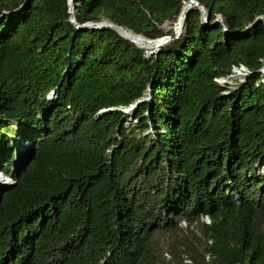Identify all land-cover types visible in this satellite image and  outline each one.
I'll use <instances>...</instances> for the list:
<instances>
[{
    "label": "trees",
    "instance_id": "1",
    "mask_svg": "<svg viewBox=\"0 0 264 264\" xmlns=\"http://www.w3.org/2000/svg\"><path fill=\"white\" fill-rule=\"evenodd\" d=\"M184 1L74 19L155 39ZM198 1L146 55L67 0H0V264H264V0Z\"/></svg>",
    "mask_w": 264,
    "mask_h": 264
},
{
    "label": "water",
    "instance_id": "2",
    "mask_svg": "<svg viewBox=\"0 0 264 264\" xmlns=\"http://www.w3.org/2000/svg\"><path fill=\"white\" fill-rule=\"evenodd\" d=\"M67 3H68V13H69V21L71 22L72 25H74V27L77 29V28H91V29H101V28H108V29H111V30H114L115 32H117L120 36H122L123 38L127 39L128 41L134 43V41H132V39H129L123 35H121L120 33V30H126V31H130L132 32L130 29L124 27V26H120V25H117V24H114L113 22L109 21V20H101V21H98V22H86V23H83V24H78L75 19H74V10H75V5L73 3V0H67ZM194 5L199 12L201 14V18L204 22H207L208 19H209V12L205 9V7L203 5H201L199 3L198 0H194ZM259 20H262L263 23H264V17L263 16H258L256 17L253 22H251L246 28L249 29L251 28L256 22H258ZM213 23H220L221 25L224 26V22H223V19L221 16L219 17H216L214 20H213ZM133 33V32H132ZM134 35H137V36H141L143 37L144 39H146L147 41H152V42H155L157 45H163V44H166L167 42H169L170 40H173L175 38L178 37V35L180 34L178 31H173V36H170V35H163L161 37H158V38H155V39H149V38H146L144 37L143 35L141 34H135L133 33ZM136 46H138L136 43H134ZM139 47V46H138ZM158 49V48H157ZM157 49L153 50V51H148V54H151V53H155L157 51ZM143 100H145V97L143 98H140L139 100H137L134 104L130 105L129 107L127 108H124L123 110H129V109H132V107L137 104V103H140L142 102ZM1 186V185H0Z\"/></svg>",
    "mask_w": 264,
    "mask_h": 264
},
{
    "label": "bare ground",
    "instance_id": "3",
    "mask_svg": "<svg viewBox=\"0 0 264 264\" xmlns=\"http://www.w3.org/2000/svg\"><path fill=\"white\" fill-rule=\"evenodd\" d=\"M194 7H195L194 0H185L182 3L180 12L177 15L175 21L171 23L169 27L168 26L167 27L171 28L173 31H178L180 33L183 29L184 20L186 18L187 13ZM120 33L121 35L129 39H132L134 43H136L141 48H145L147 51H153L160 46V45H157L155 42L147 41L141 36L134 35L130 31L120 30ZM5 184H9L8 178L0 174V185H5Z\"/></svg>",
    "mask_w": 264,
    "mask_h": 264
},
{
    "label": "built area",
    "instance_id": "4",
    "mask_svg": "<svg viewBox=\"0 0 264 264\" xmlns=\"http://www.w3.org/2000/svg\"><path fill=\"white\" fill-rule=\"evenodd\" d=\"M216 17H219V15H217ZM262 67L259 69V71H261L260 74L262 73ZM248 73H249V70L243 64L239 63V64H236V65H232L231 68H230L229 73H227L224 76H220V77L214 78V81L216 83H218L219 85L226 86V87H229V88H235L234 86H236L238 83L242 82L244 80L245 76ZM263 73H264V71H263ZM234 76L239 78L238 81L237 80L234 81L235 84L232 83L234 78H235ZM260 82H264L263 75H261ZM4 177H7V176H4ZM7 178H8L9 183H13L14 182V180L10 176L7 177ZM201 219H202V221L205 224H209L210 223L209 218L207 216H203V217H201ZM206 259H208V256H206Z\"/></svg>",
    "mask_w": 264,
    "mask_h": 264
},
{
    "label": "rangeland",
    "instance_id": "5",
    "mask_svg": "<svg viewBox=\"0 0 264 264\" xmlns=\"http://www.w3.org/2000/svg\"><path fill=\"white\" fill-rule=\"evenodd\" d=\"M171 23H173V22H171ZM170 22H165L163 25H162V27H163V29L166 31V30H169L170 28H168L169 27V25L171 24ZM168 26V27H167ZM143 49H145V48H143ZM146 50V49H145ZM146 55H148V51L146 50ZM263 71H264V66L262 67V73H261V75H263V77H264V73H263ZM261 72V71H260ZM235 78H234V80H233V84H235L234 83V81H238V77H236V76H234ZM231 83V84H232ZM148 99V94L146 95V97H145V100H147ZM125 114L126 115H128V120H127V123L128 124H130V125H132V124H135V121L136 120H134L132 117H130V113L129 112H125ZM147 132V131H146ZM148 132H149V134L150 135H152L153 134V130H151V129H149L148 130ZM260 167V166H259ZM260 171H261V173H263L264 174V166H262V167H260ZM0 173H1V171H0ZM7 176V175H6ZM7 177H9V176H7ZM201 221H202V219H200ZM181 225H182V223H181ZM211 241H208V243H210ZM160 246L162 247V249H163V251H164V257H165V259H168L169 258V256H168V253L166 252V246H165V244H164V242L161 240V242H160ZM205 260L207 261V259H206V256H205ZM184 262H187V263H189L190 262V260H188V259H184Z\"/></svg>",
    "mask_w": 264,
    "mask_h": 264
},
{
    "label": "clouds",
    "instance_id": "6",
    "mask_svg": "<svg viewBox=\"0 0 264 264\" xmlns=\"http://www.w3.org/2000/svg\"><path fill=\"white\" fill-rule=\"evenodd\" d=\"M1 174L3 175V176H6L5 174H3L2 172H1Z\"/></svg>",
    "mask_w": 264,
    "mask_h": 264
}]
</instances>
